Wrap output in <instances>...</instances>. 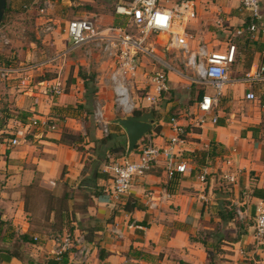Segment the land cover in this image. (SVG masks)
<instances>
[{"label":"crops","instance_id":"1","mask_svg":"<svg viewBox=\"0 0 264 264\" xmlns=\"http://www.w3.org/2000/svg\"><path fill=\"white\" fill-rule=\"evenodd\" d=\"M194 3L196 14L186 23L190 46L197 47L202 41L208 45V38L215 37L220 30H233L232 36L241 38L235 36V30L244 26L248 13L241 8L240 0H194ZM10 8L24 14L30 12L31 6L20 4ZM260 11L264 19V0H260ZM53 13L39 15L37 23L53 20L54 31L43 40L35 38L36 44L28 40L24 42L26 46H11L5 50L9 61L6 63L38 61L65 48L68 43L62 29L67 20L60 13ZM117 20H123L116 22L118 25L126 22L122 15H117ZM95 21L100 27L97 17ZM251 40L253 48L258 44L263 47L264 33ZM232 42L237 46L233 65L243 68L238 42L230 40L227 45ZM150 43L162 60L181 67L159 38ZM1 45L0 51L6 49ZM45 49L52 52L45 54ZM91 49L90 59L85 56L84 47H80L58 68L34 72L29 77L14 75L0 85V122L3 121L0 134L19 140L14 146L0 149V216L7 222L0 245L10 248L16 243L22 255L21 259L12 257L1 264H46L48 258L54 257L51 236L79 232L84 233L92 246L88 264H264V238H256L254 221L244 222L239 237L233 240L225 230L234 218L224 220L219 215L225 213L223 201L229 200L230 205L244 211L243 218L236 216V219L254 220L255 205L264 202V94L251 115L236 118L238 102L233 101L232 111L227 113L222 112L220 105L229 92L231 85H228L215 111L217 123L207 122L202 128H195L189 125L186 112L197 108L201 97L197 94L189 102L188 95L199 84H190L177 72L168 71L170 89L159 104L152 107L141 101L139 95L135 98L138 101L135 110L141 114L155 112V125L146 135L152 136L160 147H165L173 135L171 117L185 125L187 140L177 145L176 151L186 161L188 172L168 178L161 162L136 176L127 194L115 198L106 167L107 156L135 158L145 137L131 153H126V133L113 122L118 116L113 108V93L95 81L108 69V63L98 49ZM16 56L20 61L14 63ZM151 59L141 58L137 69L135 87L141 93V88H148L152 71L164 69ZM257 64H260L258 51L251 66ZM44 74L51 76L50 80H59L63 93L48 92L46 83L40 81ZM89 82L96 85L94 94L103 96L105 114L110 120L107 137L102 136L92 120V103L87 97ZM261 84L264 83L252 84L250 88L260 90ZM239 85L245 100V88L249 86ZM204 87L201 89L205 90ZM172 93L183 96L177 99ZM105 94H109V100ZM34 118L46 120L47 125L31 124ZM203 168L207 169L204 182L198 178ZM232 171L236 172V183L230 184L223 174ZM163 188L171 193V198L157 210L148 209L144 203L148 192L158 193ZM131 223L142 229L130 228ZM114 226L122 232L121 238L111 232ZM73 254V251L64 254L65 264H73Z\"/></svg>","mask_w":264,"mask_h":264},{"label":"built area","instance_id":"2","mask_svg":"<svg viewBox=\"0 0 264 264\" xmlns=\"http://www.w3.org/2000/svg\"><path fill=\"white\" fill-rule=\"evenodd\" d=\"M241 7L247 11L250 18L243 27L235 30V36L242 37L248 34L254 39L258 34L264 33V19L260 11V0H240ZM55 3L52 0H42L38 12L43 16L53 9ZM194 0H177L173 7H167L158 0H131L116 5L115 13L124 16V24H109L100 28L95 19L89 15L72 18L64 23L63 33L67 41L65 48L55 51L53 54L38 61L6 64L0 61V84L12 76H26L34 72L45 73L50 68H58L74 50L84 47L85 56L90 59L92 49L99 51L101 58L108 63V69L104 74L98 75L96 83L109 88L113 93V108L120 116L132 115L138 105L132 91L136 89L135 81L140 59L148 56L154 64H162L164 69L152 71L148 88L140 93L141 101L155 107L159 104L163 94L170 89L167 72L173 70L185 77L190 84H199L211 88V93H204L197 103L195 111H187L186 115L191 121L192 127L202 128L207 122L216 124L218 116L215 113L224 89L228 85L242 84L245 88L244 98L251 101L256 99L255 91L250 88L252 84L264 83V65H252L247 71L238 76L230 75V68L236 61L237 46L229 43L224 52L210 48L201 42L197 47L190 46L187 40L186 23L188 18L195 16ZM56 24L53 20L46 19L35 26L37 39L43 40L52 31ZM137 28L139 35L131 32L130 28ZM156 35L164 48L174 55L181 67H177L161 59L149 37ZM0 43L6 46L10 43L8 36L0 29ZM157 43V41H156ZM185 70V71H184ZM24 79V78H23ZM46 83L45 88L51 94L63 93V86L59 80H40ZM137 90V89H136ZM139 91V90H138ZM92 120L102 136L110 133V120L105 114L103 98L96 96L93 101ZM173 135L169 137L165 147L156 145L152 136L145 135V141L141 143L135 158L123 155L118 158L107 156V169L111 174L112 193L115 198L127 194L131 183L136 176H140L151 169L152 166L164 163V170L168 178L177 173L188 172L186 161L180 159L176 146L184 144L187 140V130L177 118L169 119ZM33 125H47L46 120L32 119ZM51 129L54 125L49 126ZM19 143L17 137L6 138L0 134V149H6ZM207 169L203 168L198 175L200 181L206 180ZM223 178L228 183H236V172H226ZM171 198V193L163 188L158 193L149 191L146 196L145 206L150 210H157L160 204ZM237 218L242 219L244 211L235 206ZM129 227L141 228L131 223ZM111 232L118 238L122 232L113 227ZM254 234L258 240L264 238V202L259 201L255 205ZM37 238H35L36 240ZM54 246L52 254L55 259H60L66 252L73 251V264H88L92 253V246L86 240L83 232L76 235L69 233L51 236Z\"/></svg>","mask_w":264,"mask_h":264},{"label":"rangeland","instance_id":"3","mask_svg":"<svg viewBox=\"0 0 264 264\" xmlns=\"http://www.w3.org/2000/svg\"><path fill=\"white\" fill-rule=\"evenodd\" d=\"M26 1L27 2H23V0H6L7 6H9V11H8V14L6 15L4 22L2 21L3 23H1L0 28L8 36V38L10 39V43L5 46L6 49H4L3 51H0L3 53V55L0 56L1 59L4 60L3 62H5V61L9 62V61H7L8 58H6V56H5L6 55L5 50L7 51V49L11 48V46H23L24 42L28 41V40L34 41L35 44L37 42V40L35 39V38H37L35 35V26H36V23H37V20L39 17L38 9H39V6L41 5V3H40L41 1L40 0H37V1L36 0H31V1L26 0ZM52 1L54 3H56L55 4L56 9L54 6L53 9H49V10L54 12V13L55 12L60 13L61 15H63V17L66 20H69L72 18L82 17L83 15H89L93 19H96V17H97L99 19V22H100V28H102V27L106 26L107 24L109 25V23L116 24V22H118V21L120 23L123 22V20H117L115 8H116L117 4L129 2L130 0H52ZM158 2L171 8L176 4L177 0H158ZM20 4H21V6H22V4H25L27 6L30 5L31 6L30 12L20 14V13L15 12L12 8H10L11 6H20ZM86 4H90L91 8H86ZM50 11H47V13L45 15L49 16ZM94 15H96V17ZM113 19H114V21H113ZM214 28L216 30L217 28H220V27H217V28L214 27ZM130 30L134 34H138V35L140 34L139 30L137 28L131 27ZM215 33H216L215 37H210V38H208L209 40L207 41V42H209L208 45L212 46L213 49H215V50L224 51L227 47V43L230 42V40H233L236 43L238 42V46L243 42V39H239V38L232 36V34L234 33L233 30H231V32L220 30V31H216ZM149 38H150L149 39L150 41L157 40V36L154 34L151 35ZM239 40H241V41H239ZM202 42H204V41H202ZM24 46H26V44ZM33 48H35L38 51L36 46ZM51 52H52V50H47V49H45V51H44L45 54H49ZM13 59H15L14 63L20 61V58L17 56L14 57ZM242 71H244V68H238L237 65L236 66L233 65L230 68V75L232 77L238 76L237 74H239V73L242 74L241 73ZM3 83H1L0 85L2 86ZM260 86H262V85H260ZM203 87H202V85H195V87H192L189 90L188 101L190 102V100H194L198 94V90L203 88ZM263 88H264V86H263ZM204 89H205V91L210 93L209 87H204ZM95 91H96L95 83L89 82L88 83V90H87V97L89 98L90 102L92 103V109H93V101L95 100V97H96V95L94 94ZM242 91H243L242 87L239 84L231 85V87H229V92L227 93L226 97H223L221 100L222 102L220 105H221V107H223L222 112L227 113V112L232 111L231 104L234 101V103L238 102L237 103L238 105H236L237 110H235L236 118H238V117L241 118L243 114L251 115L253 113L254 107L259 105V100L261 99V96L263 95L264 89H260V90L255 91V94L257 97L256 101L255 100H252V101L244 100L242 97ZM140 93L141 92H139L136 89H134L132 91L134 98L138 97L140 95ZM178 94L172 93L171 96H173L177 99H179L180 97L183 96V94L181 95V93L179 95ZM105 99L109 100V94L108 95L105 94ZM1 105L4 106L3 104H1ZM118 116H119V114H118ZM262 120H263L262 124H264V118ZM245 122H248V121L246 120ZM2 123H3V121L0 122V125H2ZM231 206H233V205H231ZM223 208H227V206L224 205ZM235 217H236V215H235ZM235 217H234L233 223L231 225H229V224L226 225L229 228L225 230L226 233L228 232L229 238L233 239V240L239 237V233L241 232V229L244 228V226L241 227V225L244 222H247L248 224H252L254 221L252 218L240 221V220L236 219ZM226 226H224V227H226ZM230 231L233 233V236L231 235Z\"/></svg>","mask_w":264,"mask_h":264},{"label":"trees","instance_id":"4","mask_svg":"<svg viewBox=\"0 0 264 264\" xmlns=\"http://www.w3.org/2000/svg\"><path fill=\"white\" fill-rule=\"evenodd\" d=\"M40 1H42V0H40ZM86 8H91L90 4H86ZM8 11H9V6H6L3 22L6 18V15L8 14ZM249 21H250V18H249V16H247L246 22H249ZM240 39H243V42L238 46V53L240 52V54L243 55V61L241 63L243 65V68H245L244 72L247 71L251 67V64H252L253 59H254V53L256 51L260 52V64L264 65V41L262 42L263 47H261V44H258L255 48H253V46H252L253 42H252V40L248 34L243 35ZM1 55H3V54L0 52V56ZM0 61L3 62L4 60H2L0 57ZM6 64H8V63H6ZM50 78H52V77L47 75V74H44V76H42V78H40V79L45 80V79H50ZM261 85L262 86H259L260 89H264L263 88L264 84H261ZM204 91L205 90L200 89L198 91V97H201L203 95ZM263 94H264V92H263ZM152 112L155 115V112L153 110H152ZM140 114H141V111H139V110H134V112L132 113V115H140ZM122 153L123 154L125 153V148H123ZM223 202H224V205L227 206V208H224L225 213H219L220 217L224 220L233 219L236 215L235 208L229 204L230 203L229 200H224ZM5 225H7V222L5 220H3L0 216V241L2 240V230H3V227ZM12 257H17L19 259L22 258V255L18 251V246L16 245V243H14L10 248L0 245V264L2 261L8 262ZM99 257L100 258L102 257L101 250H100V256ZM65 263H67V258L65 257V255H63L60 259H55L54 257H51V258H48L46 260V264H65Z\"/></svg>","mask_w":264,"mask_h":264},{"label":"water","instance_id":"5","mask_svg":"<svg viewBox=\"0 0 264 264\" xmlns=\"http://www.w3.org/2000/svg\"><path fill=\"white\" fill-rule=\"evenodd\" d=\"M6 8V0H0V26L4 18ZM114 123L119 124L125 131L128 146L126 153H131L146 134H148L154 127L153 112H144L140 115L119 116L113 120ZM226 197L227 195H222Z\"/></svg>","mask_w":264,"mask_h":264}]
</instances>
